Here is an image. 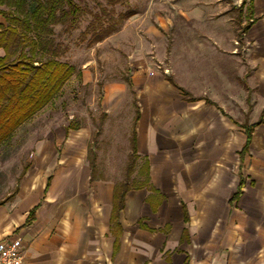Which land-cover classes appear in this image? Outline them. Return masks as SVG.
Instances as JSON below:
<instances>
[{"label":"crops","instance_id":"crops-1","mask_svg":"<svg viewBox=\"0 0 264 264\" xmlns=\"http://www.w3.org/2000/svg\"><path fill=\"white\" fill-rule=\"evenodd\" d=\"M234 2L252 9L242 37L252 68L244 101H251V113L242 124L249 126L264 120V0ZM0 26H7L2 14ZM175 54L168 53L166 76L149 74L142 54L133 55L126 80L131 99L104 97L100 103L103 116L126 118L118 119L116 131L131 123L127 140L130 145L134 131L138 156L132 174L139 175L146 163L155 190H129L117 225L111 222L113 193L123 179L115 182L104 173L112 168L103 165L98 147L106 136L104 124L68 125L62 134L48 131L21 148L25 159L14 190L0 200V243L19 239L24 264L264 262V121L252 129L242 155L241 194L229 204L247 134L218 101V86L227 91L232 83L201 73L218 68L213 60L218 52L192 53L212 59L193 67L179 60L190 52ZM4 55L0 48V58ZM172 57H178L176 63ZM176 72L178 78L171 77Z\"/></svg>","mask_w":264,"mask_h":264},{"label":"rangeland","instance_id":"rangeland-1","mask_svg":"<svg viewBox=\"0 0 264 264\" xmlns=\"http://www.w3.org/2000/svg\"><path fill=\"white\" fill-rule=\"evenodd\" d=\"M196 1L192 4L194 0H127L112 4L110 0H75L83 9L77 28L66 32L60 25L53 26V33L43 38L44 43L56 48V60L72 66L74 74L51 102L0 145V200L14 190L25 159L21 148L43 139L48 131L62 134L68 125L77 127L88 123L97 129L104 124L106 136L98 147L103 165L112 166L104 173L115 182L123 179L130 152L127 136L131 123L116 131L118 119L126 118L120 114L119 117L103 116L100 103L104 97L131 99L126 80L130 79V63L135 54H142L149 63V74L166 76L171 74L165 70L169 66L170 51L176 53L175 56L190 52V56L179 60L191 66L200 60L209 63L212 60L192 53L218 52L213 59L218 60V68L205 67L201 73L218 82L232 83V89L228 86L227 91L218 86V101L237 123L235 126L245 123L252 107L251 101L244 103L247 77L252 74V68L247 63L242 38L244 18H239L240 6L234 0H222L217 6L213 0ZM123 13H132V16L115 23ZM90 25L97 26L96 31L107 27H113L114 31L93 44L94 32L89 31ZM14 48L12 46L10 51ZM50 57L46 52H39L36 61ZM171 59L176 63L178 57ZM178 76L176 72L171 77ZM116 132L117 138L113 139L112 134ZM237 132L235 128V134ZM130 177H134V181L141 180L139 175Z\"/></svg>","mask_w":264,"mask_h":264},{"label":"trees","instance_id":"trees-1","mask_svg":"<svg viewBox=\"0 0 264 264\" xmlns=\"http://www.w3.org/2000/svg\"><path fill=\"white\" fill-rule=\"evenodd\" d=\"M110 1L112 4H122L127 0ZM2 6L6 9L0 10V14L6 19L7 26H0V48L5 52L4 57L0 58V145L4 144L18 127L51 102L74 74L72 66L56 60V48L44 43L43 38L53 33V26L60 25L66 32L76 29L83 12L75 0H0V7ZM130 16L132 13L120 14L115 19V23H120ZM239 16V18L243 16L245 21L242 25L244 33L252 20L251 4L245 8L244 13L239 8ZM96 27L89 26V31L94 32L91 40L93 44L114 31L113 27L99 28L96 31ZM12 46L15 48L10 51ZM39 52H46L51 57L36 61ZM135 120L136 116L134 122ZM263 121L259 119L249 126L240 125L247 134L239 153V182L229 204L234 203L241 194L244 184L240 173L242 155L247 152L253 127ZM137 158L135 133L132 131L130 154L125 166L124 178L115 186L113 193L114 203L111 215L113 225H117L119 211L123 208L124 195L129 190L147 188L155 192L148 184L146 163H143L139 170V175L144 176V180L136 181L134 185L130 183V176L134 171ZM156 205L152 207V210H155ZM183 218L187 220L184 208Z\"/></svg>","mask_w":264,"mask_h":264},{"label":"built area","instance_id":"built-area-1","mask_svg":"<svg viewBox=\"0 0 264 264\" xmlns=\"http://www.w3.org/2000/svg\"><path fill=\"white\" fill-rule=\"evenodd\" d=\"M0 264H24L23 246L19 239L0 243Z\"/></svg>","mask_w":264,"mask_h":264},{"label":"water","instance_id":"water-1","mask_svg":"<svg viewBox=\"0 0 264 264\" xmlns=\"http://www.w3.org/2000/svg\"><path fill=\"white\" fill-rule=\"evenodd\" d=\"M212 264H224V259L223 258H216ZM260 264H264V262L260 263Z\"/></svg>","mask_w":264,"mask_h":264}]
</instances>
